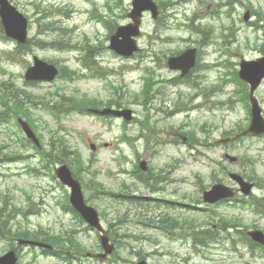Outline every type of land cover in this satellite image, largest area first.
<instances>
[{"label": "rangeland", "instance_id": "obj_1", "mask_svg": "<svg viewBox=\"0 0 264 264\" xmlns=\"http://www.w3.org/2000/svg\"><path fill=\"white\" fill-rule=\"evenodd\" d=\"M15 1L18 9L31 22L30 37H34L35 34L37 41L45 40L47 43L53 37H58L70 46L88 44L96 47L98 65L91 70L95 73L101 71L105 75L103 79L67 82L57 78L49 84H36L28 88L25 86L27 91L34 95L47 96L60 89L54 97L55 100L66 99L76 91L79 95L86 94L89 98L107 102L112 98V90L109 87L111 84L120 92L121 98L129 99L141 91L144 84L142 79L146 76V74L143 76L142 72L145 67L153 72L155 81L167 82L176 77V73L166 68H157L152 56L150 58L147 56L157 53L160 54L159 59H162L170 50L182 52L187 48L197 47L202 48L200 66L213 60L222 63V76L227 72L226 78L223 76L222 80L226 79L228 84L224 85L217 79L216 70L203 68L193 73L186 84H179V81H175L174 85L162 84L160 88L164 89V97L167 98L165 104L171 106L182 100L188 102L190 107L194 105V108L169 118L162 113L150 111L148 127L145 128L140 127L135 121L123 126L124 123L118 119L108 118L106 122H102L81 114H71L59 121V124L61 123L59 127L65 130L60 136L67 144L80 150L83 161L90 165L91 172L97 176L96 183L100 184L97 188L100 189L102 186V191L92 194L90 205L101 215L103 225L106 229L109 227L111 237L116 241L117 251L110 257L113 259L99 260L90 256L102 253L97 235L61 211L66 192L59 187L55 179H52V173L48 174V171L43 170L42 174L45 175L35 177L28 171L29 168L38 170L43 166L30 146H25L27 154L31 155L25 163L0 164V206H5L7 211L12 205L35 211L27 220L20 218L21 212L9 213V220L16 216L11 222L14 228L25 225L35 231L40 227L46 231L56 232L55 234L60 233L62 229L72 230L85 251L80 257L73 256L76 261L70 264H136L141 259L146 261V264H264V258L257 253L251 254L241 243L242 236L234 235L236 231H231L232 229L226 231L219 229V244L208 243L207 247L193 244V236L188 234L202 231L206 224L202 228L198 226L199 222L204 220H210V226L216 228L218 223L220 225L221 218L242 220L247 228L255 226L264 232V219L259 216H253L230 205L205 206L201 202L204 188L207 189L212 184L211 174L216 169L212 162H222L225 153L235 157L247 155L258 160L259 163L255 165L254 170L258 177L264 179L263 140L249 137L228 145L216 143L219 139L236 134L239 127L243 130L248 126V115L243 110L241 98L232 94L238 89L234 81V71L237 70L240 59H256L264 53V0H227L228 4H232L228 6L229 9L222 5L225 0H154L164 3L160 11L162 13L160 40H169L163 42L153 40L158 34L157 25L148 14H145L138 39L140 57L135 55L131 59H122L112 54L108 49L110 31L104 22L98 21L101 16L106 18L108 24L110 22L112 24V21L117 26L126 24L131 0H109L110 11L105 6L106 0ZM33 4L38 7L39 13H36ZM246 11L250 12V20L244 23L243 15ZM228 12V16L222 15ZM209 15L216 16L208 18ZM41 18H44L41 23H52L56 31L38 35L41 29L35 21L40 22ZM199 24L210 25V33L207 36L195 33ZM204 36L208 40L205 41L207 45L203 46L200 40ZM222 36L227 38L224 39ZM40 45L42 48L32 46L30 52L23 53L14 52L12 44L4 48L5 52L0 54V68L4 69L6 74H10L7 78L23 87V74L31 65L34 56L48 63L55 61L59 68L68 66L82 74H89L82 69L79 62L80 49L67 51L70 47H66L64 51H56L45 43ZM11 52H14L13 61L8 58ZM1 76L4 75L0 72V78ZM255 95L260 101L264 117V82ZM132 102L126 103V108L133 110L136 120L145 121L147 114L145 109ZM219 103L227 105V109L220 110ZM155 106L158 104L155 103L154 108ZM230 106L233 110L229 109ZM165 108L167 112L173 109L166 106ZM35 110H38V106ZM40 120L43 126L55 128L56 122L50 116L40 115ZM151 123H155L159 130L155 138L147 134ZM11 127L0 126V146L5 143L10 147L2 149L3 154L12 152L11 149L20 145L10 134ZM183 133H192L193 138L198 141L193 151L181 144L176 135ZM17 135L22 139L23 135L18 132ZM121 136L124 141L120 140ZM47 138L44 135V141ZM86 143L93 144L95 152H89ZM110 143L113 145L112 148L105 149V145ZM90 155H94L91 163L88 162ZM140 161L147 163L148 169L145 174L149 176L160 174L163 178V183L157 185L155 193H150L148 187L135 182L134 177L140 172L136 173ZM223 165L229 168V171H236L235 166H229L227 163ZM237 171L250 174L249 168L239 167ZM122 182L129 185V191L134 196L142 198V204L148 206L139 208L138 205L114 201L107 195H101L116 193L117 186ZM84 195L86 198L88 192L84 191ZM254 195L253 198L257 200L264 198V192L258 187ZM261 196L263 197L258 198ZM155 198L161 201L158 203L149 201ZM165 200L176 203L169 204ZM203 209L205 211L202 212ZM13 214L15 215L12 217ZM139 214L151 217L160 214L163 219L166 217L178 219L187 225L180 235L172 231L166 233L151 222L145 223V219ZM192 224L195 228L189 231L188 227L191 228ZM226 235H229V238L233 235L236 242L233 249H230V243L226 242L228 240ZM199 240L203 241L204 237H200ZM5 245L4 241H0V255L4 253ZM33 255L34 251L24 249L20 263L26 264ZM40 255L36 256L32 264H64L52 257Z\"/></svg>", "mask_w": 264, "mask_h": 264}, {"label": "water", "instance_id": "obj_2", "mask_svg": "<svg viewBox=\"0 0 264 264\" xmlns=\"http://www.w3.org/2000/svg\"><path fill=\"white\" fill-rule=\"evenodd\" d=\"M133 10L129 14V18L134 22L133 25H128L126 27H121L118 29L115 36L111 39V48L116 50L118 53L122 55H131L133 51H135L134 42L131 40L132 36L138 35V26L140 24L141 13L145 10H151L152 13L155 14V7L150 2V0H133ZM247 19V16L245 17ZM121 37V40H119ZM194 52L188 51L183 54L179 58L171 59L169 61V66L172 69H181L183 74L187 72V70L193 65V57ZM51 67L45 65L44 63L35 61V67L30 70L29 78L39 79V78H49L52 76L50 74ZM239 76L243 80H247L252 82L256 79H260L264 77V58L260 59L256 62H242L241 63V71ZM124 115V113H121ZM126 118H129L128 115H124ZM249 132L253 134L264 133V121L260 117V111L253 105L252 109V122L249 128ZM218 192L217 187L214 188L210 193L205 194V201H211L212 197ZM71 201L74 206L77 205V201H81L80 194L78 189L73 190V194L71 197ZM80 206V205H79ZM84 213H87L88 210L84 209ZM253 239L263 242V236L259 233L251 234ZM6 259H2L0 264H7Z\"/></svg>", "mask_w": 264, "mask_h": 264}, {"label": "trees", "instance_id": "obj_3", "mask_svg": "<svg viewBox=\"0 0 264 264\" xmlns=\"http://www.w3.org/2000/svg\"><path fill=\"white\" fill-rule=\"evenodd\" d=\"M11 104H10V103ZM16 101L14 100V97L12 98V99H10L9 101H8V99L4 102V105L5 106H7V107H12L13 109H15V110H20V108H21V105L20 106H17L16 105V103H15ZM25 113H27V109L25 108Z\"/></svg>", "mask_w": 264, "mask_h": 264}]
</instances>
